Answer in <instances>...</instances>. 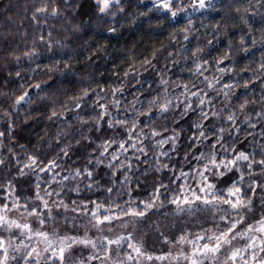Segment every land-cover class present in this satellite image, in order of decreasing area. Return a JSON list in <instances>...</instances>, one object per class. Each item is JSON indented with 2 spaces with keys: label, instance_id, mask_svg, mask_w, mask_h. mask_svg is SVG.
<instances>
[{
  "label": "clouds",
  "instance_id": "obj_1",
  "mask_svg": "<svg viewBox=\"0 0 264 264\" xmlns=\"http://www.w3.org/2000/svg\"><path fill=\"white\" fill-rule=\"evenodd\" d=\"M82 3L0 7V264H264V0Z\"/></svg>",
  "mask_w": 264,
  "mask_h": 264
},
{
  "label": "trees",
  "instance_id": "obj_2",
  "mask_svg": "<svg viewBox=\"0 0 264 264\" xmlns=\"http://www.w3.org/2000/svg\"><path fill=\"white\" fill-rule=\"evenodd\" d=\"M3 6V0H0V7ZM96 9V4H95V0H83V3L80 5L79 7V14L82 16V18L84 19H87L90 17V15L95 11ZM11 14V13H9ZM0 18H4L6 19L5 17H0ZM197 27H199V24H197ZM137 40H140L141 38L140 37H137L136 38ZM124 40L127 41L128 40V37L125 35L124 37ZM114 43V42H113ZM227 44H226V41L221 39L220 41V47L221 48H224L226 47ZM219 51H215L213 52V55H219ZM240 60V66L243 67V64L245 63V61L243 60V56L241 55V57L238 58ZM230 61H224V64H222L221 66H224V65H227L229 64ZM112 67H115V65H110L109 66V71H111V68ZM250 74L249 73H244V76L247 78ZM260 83V81H256L253 85H251L250 87L253 88L255 90V92H259V88H258V84ZM9 87L8 83H7V79L6 77H2L0 76V88H4L5 90H7ZM259 126L257 128V131H259ZM247 143V141H245V144ZM242 147V146H241ZM197 151H199V149H197ZM181 157H178V159H180ZM195 163V162H193ZM258 170V169H257ZM257 192H260V189L258 188L257 189ZM258 203V201H257ZM91 207V206H90ZM259 217H257L258 219ZM253 223H255V221H253ZM259 225H257L258 227Z\"/></svg>",
  "mask_w": 264,
  "mask_h": 264
},
{
  "label": "snow or ice",
  "instance_id": "obj_3",
  "mask_svg": "<svg viewBox=\"0 0 264 264\" xmlns=\"http://www.w3.org/2000/svg\"><path fill=\"white\" fill-rule=\"evenodd\" d=\"M104 6H107V0H104ZM104 219L107 220V217H105ZM259 230L264 231V222L260 223ZM205 248H207V246H205ZM61 254H63V253L61 252ZM201 254H203V253H201Z\"/></svg>",
  "mask_w": 264,
  "mask_h": 264
},
{
  "label": "rangeland",
  "instance_id": "obj_4",
  "mask_svg": "<svg viewBox=\"0 0 264 264\" xmlns=\"http://www.w3.org/2000/svg\"><path fill=\"white\" fill-rule=\"evenodd\" d=\"M260 227V225L258 226V228ZM94 264H95V262H94Z\"/></svg>",
  "mask_w": 264,
  "mask_h": 264
}]
</instances>
